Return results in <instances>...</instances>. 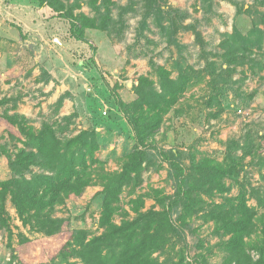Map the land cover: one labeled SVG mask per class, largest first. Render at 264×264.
Instances as JSON below:
<instances>
[{
  "label": "rangeland",
  "instance_id": "374dc122",
  "mask_svg": "<svg viewBox=\"0 0 264 264\" xmlns=\"http://www.w3.org/2000/svg\"><path fill=\"white\" fill-rule=\"evenodd\" d=\"M50 7L58 12L49 14ZM80 15L101 27L73 33L71 21L79 25ZM251 31L258 41L239 52L233 42ZM159 67L171 79L183 72L190 86L148 139V159L122 185L113 221L133 218L136 198L143 211L169 206L177 191L172 161L184 168L188 183L204 180L199 166L220 165L229 171L226 191L208 196L199 190L204 208L185 223L178 220L181 206L170 207V241L155 255L163 264H200V255L207 264H228L227 236L203 222L201 213L241 187L249 205L259 211L264 205V0H158V7L151 0H0V179L13 175L10 162L22 147L9 136L5 114L23 116L35 130L51 126L59 142L86 132L98 144L93 183L51 212L58 233L23 225L6 199L13 236L9 242L0 227V264L14 248L28 264H83L70 255L63 260L59 250L77 231L86 239L102 231L98 175L121 169L135 143L124 111H131L140 77L149 80L147 88L160 89ZM39 172L31 166L23 175ZM19 232L30 242L18 250ZM255 240L246 239L245 247L254 260Z\"/></svg>",
  "mask_w": 264,
  "mask_h": 264
},
{
  "label": "trees",
  "instance_id": "16d2710c",
  "mask_svg": "<svg viewBox=\"0 0 264 264\" xmlns=\"http://www.w3.org/2000/svg\"><path fill=\"white\" fill-rule=\"evenodd\" d=\"M151 2L154 7H158V0ZM50 8L49 14L57 11L54 7ZM162 8L164 7L159 6V10L163 12ZM57 14L64 16L62 13ZM79 19V25L71 21L73 33H81L83 28L101 27L85 15H80ZM253 33L254 31L248 35L239 33V40L233 42L234 46H239V52H245L258 41L253 40ZM158 69L160 89L147 88L149 80L140 77L139 85L135 87L137 98L129 104L128 109L131 111H124L127 122L134 131L135 143L121 169L98 175L102 186L98 225L102 231L88 239L83 231L71 234L72 242H66L59 250L63 260L70 255L77 257L83 264H163L155 253L165 249L170 241L173 231L170 207L181 206L178 220L185 223L188 217L204 208L206 201L199 190L213 196L227 189L223 182L229 172L226 168L215 164L199 166L204 180L202 183H188L183 176L184 168L172 161L177 191L169 206L162 210L151 208L143 211V200L136 198L131 207L135 216L122 219L119 223L113 221L114 204L122 185L138 176L148 159V139L158 130L163 114L173 107L190 86L189 78L183 72H179L176 79H171L167 69ZM2 117L10 132L9 136L20 141L22 147L10 162L13 175L0 179V227L7 231L10 242L13 233L5 207V201L9 198L23 225L47 236L54 235L61 230V226L51 215L54 207L70 196L81 194L93 183L90 167L92 162L97 161L94 158V151L98 148L96 139L94 135L89 137L86 132H81L59 142L49 125L35 130L26 124V119L21 115L5 114ZM14 127L17 132L13 130ZM17 133L20 137L16 136ZM31 166H38L44 172L34 173L26 178L23 173L29 171ZM230 169H234V166ZM261 206L262 211H259L256 206L249 205L246 192L241 187L236 196L212 203L201 213L203 222L212 221L216 230L227 236L224 248L228 253L225 260L228 264H264V205ZM16 235L18 250L30 242L23 233ZM252 235L256 238L253 245L257 254L255 260L245 251L246 239ZM12 250L11 258L6 264H28L19 260L15 248ZM179 260L183 261L182 255ZM200 264H207L203 255H200Z\"/></svg>",
  "mask_w": 264,
  "mask_h": 264
}]
</instances>
